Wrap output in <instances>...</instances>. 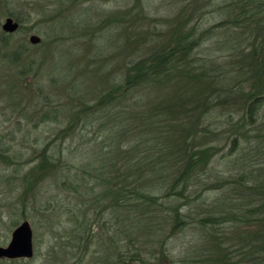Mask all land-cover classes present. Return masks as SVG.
Masks as SVG:
<instances>
[{"label":"rangeland","instance_id":"374dc122","mask_svg":"<svg viewBox=\"0 0 264 264\" xmlns=\"http://www.w3.org/2000/svg\"><path fill=\"white\" fill-rule=\"evenodd\" d=\"M203 1L209 3L199 9L201 16L193 12L195 4L182 0H147L149 4L143 8L149 17L138 21L127 12H133L134 0H0V37L6 35L2 29L5 19L18 15L21 28L11 34L9 44L12 48L25 44V60L18 64L4 62L0 56V246H6L13 229L27 220L34 249L31 258H3L0 264H189L193 258L203 257L202 250L212 245L213 238L195 220L201 215V201L211 203L225 194L217 180L236 181L244 175L249 181L257 175L264 183V11L238 27L228 22L234 14L232 0H198L197 5ZM89 17L94 22L91 25L87 24ZM105 17L122 18L112 24ZM189 17L192 20L186 28L194 24L196 34L201 31L198 29H210L201 54L228 69L220 81L215 80L219 94L211 97L208 110L196 114L201 116L198 123L191 121L200 130L196 144L201 149L221 150L196 171L199 180L193 179L194 186L186 189L182 198L165 197L164 190L155 184L170 172L165 165L175 162L166 161L156 149L151 151L160 164L142 181L154 185L150 192L155 195V204L136 207L137 200L135 206L133 200H118L109 189L119 186L116 173L122 163L136 166L140 160L145 162L142 151L128 161L115 158V168L108 173L92 172L106 159L98 160L96 155L106 154L99 149L120 148L110 145L119 140L114 134L120 136L121 128L111 125L109 117H131L133 96L127 100L130 109L125 113L121 104H115L92 121L79 119L72 124V116L78 106L94 103L93 98L133 54L142 56L151 50L147 37L154 27L151 19L158 22L157 29L168 32L171 22ZM103 32L104 38H98ZM31 35L39 36L40 42L32 44ZM137 41L143 43L142 48ZM0 49L3 55L5 47ZM31 59L35 61L30 72L25 76L19 73L22 63ZM179 80L186 79L169 82L168 95L159 93L154 101L161 98L164 105L172 103L169 100H174ZM185 91L187 98L191 90ZM183 92L179 90L175 98ZM253 93L260 100L255 105V121L249 123L241 108ZM189 101L184 103L192 105ZM179 107L185 108L182 104ZM46 112L57 117L46 119ZM70 123V133L65 136L61 132ZM231 138L237 140L232 152ZM44 147L48 149L45 156L41 155ZM43 173L45 177H41ZM199 181L202 195L195 196ZM91 185H96L93 193ZM263 196L260 192L250 205L260 209L259 214L264 212ZM179 209L191 213L190 224L170 236L173 214ZM249 225L252 235L264 245V221L259 226Z\"/></svg>","mask_w":264,"mask_h":264},{"label":"trees","instance_id":"16d2710c","mask_svg":"<svg viewBox=\"0 0 264 264\" xmlns=\"http://www.w3.org/2000/svg\"><path fill=\"white\" fill-rule=\"evenodd\" d=\"M134 1L133 12L132 9H128V15H136L135 17L138 21L148 18L149 13L145 12L146 10L143 8L145 7L144 4H149L147 0ZM177 1L181 0H171L172 3ZM182 1L187 2L188 5L195 4L192 7L193 12H198L200 8H205L209 3L208 1H203V5H197L198 0ZM231 2H233L234 14L233 16L231 15L232 17L230 16L231 19L228 22H232L238 27H242L245 21H248V23L254 21L255 17L264 11V0H232ZM196 5L198 9H195ZM206 12H210V10ZM198 14L202 16L201 13L198 12ZM60 15L61 13L54 18ZM11 16L19 22L18 15L11 14ZM121 18L111 19L110 17H105L112 24L115 23L114 21L120 23ZM68 19L71 20V18ZM105 19L104 23H107ZM151 20L154 27H151L150 34H147L151 42V50L142 56L133 54V59L125 63L122 69L108 80L107 85H104V89H102L99 96L97 95V97L93 98L94 103L90 105L84 103L82 107L78 106L72 116V118L74 117L72 124L79 119L83 122H85V119L92 121V119L95 120L97 116L115 104H121L120 109L125 113L130 109L126 105L127 100H129L130 96H133V114L131 117L127 118L120 114L115 117H109L111 125L115 128H121L120 136L114 134L115 138L119 140L115 141L114 139L115 143L110 145H118L120 148L118 151L114 147L109 150L110 146L107 149L105 147L99 149L101 152L105 150L106 154L103 152L102 155H96L98 160L106 159H104L103 163L100 162L101 164H98L94 170L92 169V172L94 174L97 172L104 173L105 171L108 173L112 171L113 167L115 168V162H113L115 158L122 157L123 161H128L132 156H139L138 152L142 151L141 154L144 156L141 158L145 159V162L142 163L140 160L136 166L122 163L121 169L118 168V173H116L119 174V178H116V183L119 186L109 189L116 193L118 200H133L132 205L134 206L137 200L136 207H147L155 204V195L150 192L151 186L154 185H145L142 181L143 176H148L152 170L158 167V163L160 164L158 156H153L151 151L156 149L159 153L161 152L160 156H164L166 161L175 162L174 165H165V167L169 166L172 172L170 170L169 173H165V177L159 178L155 183L158 188L161 187L160 189L164 190L163 195L165 197L173 198L184 197L186 189L194 186L192 185L193 179L199 180L195 178L196 171L201 166L205 167L206 164L208 165V162L213 157L212 155L217 154L218 150L220 152L221 147L218 150L212 147L201 149V146L196 144L200 130L198 131L196 128L197 124L193 125L191 121L193 119L196 123L200 121L201 116H196V114H202L208 108L209 102H212L211 97L214 94H219L220 86H214L215 80L218 79L220 81L228 71L225 66L216 65L214 58H209L200 52L204 41L210 38L207 37L210 31L209 27L198 29V31H201L196 34V26L194 24L190 29L186 28V25L192 20L189 17L181 21L177 19V21L171 22L169 31L166 32V30H161V28L157 29L158 22L155 23V20ZM58 21L61 22V19ZM92 23H94L92 17H89L87 24L91 25ZM194 23H197V21H194ZM19 28H21V25ZM87 31L89 30L87 29ZM5 33L6 35L0 37V48L5 47L4 54L0 56L3 57L2 60L4 62L18 64L24 58L25 44L14 48L10 47L11 34L15 32ZM98 38L103 39L104 32ZM137 42L138 48H142L143 43ZM260 55L258 53L256 57L257 66L259 67L262 65ZM34 61V59H31L27 63H22L19 73H23L24 76L29 73ZM118 77L119 79L116 80ZM180 78H185L186 80H179L181 82L177 90H174V93H176L174 100H169L172 103L164 105L161 98L156 102L154 101L155 97L160 94L168 95L171 89L168 83ZM188 88L191 93L187 98H184V93H187L185 89L188 91ZM179 90L184 92L177 99L175 97ZM152 93L155 94L151 95ZM256 95L253 93L252 98H247V104L241 108L243 111L245 110L246 120L249 123H254L255 121L253 118L256 109L255 105H258L259 103L257 102L260 100L259 97H254ZM184 100H190L189 102H192V105H186ZM181 104L185 108L179 107ZM134 106L140 107V109H135ZM179 114H182L181 118ZM43 116L46 119L53 117L49 112L44 113ZM56 117L57 115L55 114L53 118L55 119ZM183 117L185 118L183 119ZM72 124L70 123L66 131L61 133L65 136L68 135ZM110 141L113 142L112 140ZM150 141L155 142L151 145V143L149 144ZM236 146V138H231L230 152L236 150ZM47 152L48 149L44 147L41 155L45 156ZM44 160L48 161L50 159L45 157ZM51 165L54 166L55 164L51 163ZM116 167H119V165ZM208 170L210 171V169ZM43 174L41 177L46 176V173ZM250 178L249 181L244 175H240L236 181L219 178L217 180L219 189L225 194H220L211 203L201 201V210L199 211L201 215H198L195 222L206 231L208 236L213 238V242L212 245H208V249L202 250L203 257H195L192 259L193 262L190 261L192 263L189 264H264V245L258 242L257 236L252 235V230L249 228L250 223L254 227L255 225L259 226L257 224L261 220L264 221V212L259 214L258 211L260 209L256 210L250 206L253 204L254 199H258L260 192L264 193V183L260 176L254 175L250 176ZM201 185L202 183L200 186L198 183L195 185V189L199 190V193L195 196H199L200 193L202 195ZM90 190L93 193L96 190V185H91ZM185 198L187 199L188 197ZM262 198L264 201V196ZM190 219L191 213L189 211H185V209L176 211L175 215L173 214V220L171 218L170 236L176 235L184 227L186 228L190 224L188 222ZM138 259L140 258H136V260Z\"/></svg>","mask_w":264,"mask_h":264},{"label":"water","instance_id":"95a60500","mask_svg":"<svg viewBox=\"0 0 264 264\" xmlns=\"http://www.w3.org/2000/svg\"><path fill=\"white\" fill-rule=\"evenodd\" d=\"M19 28V22L8 16L2 24V29L7 33H13ZM32 44L40 42V37L31 35ZM34 254L32 242V229L27 220L18 224L11 233L10 241L6 246H0V259L31 258Z\"/></svg>","mask_w":264,"mask_h":264},{"label":"flooded vegetation","instance_id":"af4514ba","mask_svg":"<svg viewBox=\"0 0 264 264\" xmlns=\"http://www.w3.org/2000/svg\"><path fill=\"white\" fill-rule=\"evenodd\" d=\"M15 19V18H14ZM16 20V19H15ZM19 26H20V23H19ZM3 259V258H2ZM8 259V258H7Z\"/></svg>","mask_w":264,"mask_h":264}]
</instances>
